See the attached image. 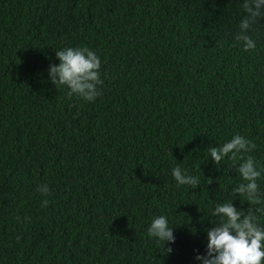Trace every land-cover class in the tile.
I'll list each match as a JSON object with an SVG mask.
<instances>
[{"label": "trees", "instance_id": "trees-1", "mask_svg": "<svg viewBox=\"0 0 264 264\" xmlns=\"http://www.w3.org/2000/svg\"><path fill=\"white\" fill-rule=\"evenodd\" d=\"M239 19L235 0H0V264H200L241 182L208 147L238 133L264 165V34L243 51ZM85 45L94 102L48 80L55 51ZM177 165L200 185L177 186ZM159 215L170 254L147 235Z\"/></svg>", "mask_w": 264, "mask_h": 264}, {"label": "clouds", "instance_id": "clouds-1", "mask_svg": "<svg viewBox=\"0 0 264 264\" xmlns=\"http://www.w3.org/2000/svg\"><path fill=\"white\" fill-rule=\"evenodd\" d=\"M237 14L240 16L238 30L234 41L249 52L256 49V38L264 34V0H235ZM58 64H49L48 80L55 88L67 89L68 97H78L86 102H94L102 93L100 86L101 59L89 47H63L55 51ZM257 145L250 139L234 134L227 142L219 146H209L211 161L219 165L226 158L230 160L241 179L231 189L228 200L214 204L210 219L212 227L206 229L207 244L202 255L195 259L200 264H264V193L258 181L264 177V165L249 155ZM171 175L177 186L192 189L200 185V178L188 174L179 165L172 168ZM211 181L209 180V183ZM43 196L50 195L47 184L35 189ZM241 198L248 207L238 208L233 201ZM49 201L44 199L41 207H47ZM241 205H243L241 203ZM174 226H169L165 215L154 217L147 227V235L162 245L164 253H171V247L165 244L175 242Z\"/></svg>", "mask_w": 264, "mask_h": 264}]
</instances>
